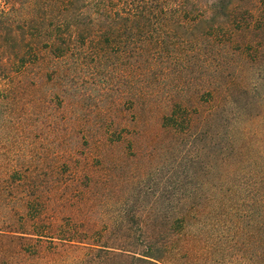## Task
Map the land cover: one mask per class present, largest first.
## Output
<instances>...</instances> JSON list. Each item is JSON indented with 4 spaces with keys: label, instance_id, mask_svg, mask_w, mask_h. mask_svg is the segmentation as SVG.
Segmentation results:
<instances>
[{
    "label": "trees",
    "instance_id": "1",
    "mask_svg": "<svg viewBox=\"0 0 264 264\" xmlns=\"http://www.w3.org/2000/svg\"><path fill=\"white\" fill-rule=\"evenodd\" d=\"M4 3L0 264L47 263L71 247L103 264H264V142L259 115L249 113L264 110V0ZM122 100L138 123L158 111L157 128L179 140L212 133L216 161L200 179L172 185L164 209L131 215L137 228L123 226L131 241L86 239L49 212L68 160L39 163L41 153L23 144L50 136L62 148L84 113L112 115ZM108 121L110 144L130 140ZM212 247L217 257H199Z\"/></svg>",
    "mask_w": 264,
    "mask_h": 264
},
{
    "label": "rangeland",
    "instance_id": "2",
    "mask_svg": "<svg viewBox=\"0 0 264 264\" xmlns=\"http://www.w3.org/2000/svg\"><path fill=\"white\" fill-rule=\"evenodd\" d=\"M7 8L4 0H0V9ZM18 9V14L25 13V9ZM129 107L130 104L125 105L122 100L118 101L117 111L112 115L84 113L85 118L69 130L70 135L62 148H57L50 136L48 139V136L32 138L23 144L25 147L29 144L41 153L34 158L39 163L56 164L68 160L69 180L64 185L58 177L49 198V212L55 215L56 223L72 224L71 227L84 231L86 239L98 238L114 243L131 241L123 228H137L131 215L138 210L148 213L160 207L164 209V197L171 193L172 185L177 186L178 181L183 185L189 174L194 180L200 179L204 164L216 161L215 141L208 140L212 133L202 134L193 141L179 140L176 135L171 137L157 128L158 111L141 114L138 123ZM249 113L259 115L254 123L264 142V110L255 107ZM109 118L116 126L125 127L128 142L110 144L104 137V131L112 128ZM141 130L144 134L138 135ZM84 134L87 142L81 139ZM151 137L154 140H150ZM63 151L66 154L61 155ZM209 177L213 178V175ZM46 190L44 197L48 194ZM125 215L130 219H125ZM155 224L156 221H150L151 227ZM199 253V257H217L215 247L209 255L205 251ZM51 257L55 260L39 264H93V261L103 264L86 248H61Z\"/></svg>",
    "mask_w": 264,
    "mask_h": 264
}]
</instances>
